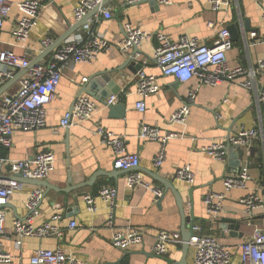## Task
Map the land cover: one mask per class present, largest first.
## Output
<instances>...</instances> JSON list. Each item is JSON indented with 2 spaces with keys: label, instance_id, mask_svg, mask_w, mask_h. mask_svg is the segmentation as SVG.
Returning a JSON list of instances; mask_svg holds the SVG:
<instances>
[{
  "label": "crops",
  "instance_id": "1",
  "mask_svg": "<svg viewBox=\"0 0 264 264\" xmlns=\"http://www.w3.org/2000/svg\"><path fill=\"white\" fill-rule=\"evenodd\" d=\"M10 1L13 3L12 10L1 32L0 46L14 50L31 62L42 57L41 62L48 61L68 39L84 37L89 29L100 32L114 43L91 63L66 65L56 95L47 107L46 126L32 131H17L12 148L2 149L5 155L15 160L32 157L46 149L53 150L56 155L55 169L46 179L51 187L70 189L71 186L91 183L68 193L43 187L44 197L36 223L50 220L57 213L62 214L63 237H26L23 244L18 246L12 235V221L28 216L24 200L31 189L37 187L25 182L23 190L14 194L6 206L8 233L3 239V247L13 256L10 264H32V252L38 247H60L71 257L90 264H178L183 259V244L170 245L168 252L162 256L154 255L151 251L159 230L181 232L182 217L174 194L149 172L173 179L177 170L185 165L191 167L195 180L189 183L176 178L175 186L183 196L186 215L194 216L193 224L199 226L202 233L212 234L228 246L233 253L232 264H238L240 246L252 237L255 227L264 229V213L248 222L239 202L250 192L264 197V141H254L252 155L245 153L239 168L230 165V162H237L236 151H230L227 159L221 161L209 156L204 148L210 143L222 141L241 127H264V99L259 103L254 89L243 88L232 81L209 86L199 85L195 78L182 83L172 76H164L153 57L157 41L149 40L143 42L140 47L142 54L137 55V59L143 61L144 70L157 76L161 89L146 98L147 108L144 112L136 108L141 99L136 93V74L125 67L117 73L116 86H120L121 90L118 94H112L119 97L116 104H124L122 115L111 114L109 107L95 98L100 102V107L92 118L72 123L67 128L61 127L60 121L91 75L123 66L126 52H121L115 43L122 38L126 23L139 26L149 33L163 32L172 39L184 34L195 36L212 45L221 28H229L238 21L248 19L252 30L247 32L241 28L240 37L234 40L227 58L232 67L243 65L250 68L264 58V2L231 0L227 9L217 12L211 8L210 0H173L170 5L158 6H152L144 0L134 4L110 0L105 8L112 12L111 19L103 16L98 18L97 14L92 16L86 25L46 54L47 49H43L41 41L52 36L55 43L69 31L76 22L74 10L81 0H42L45 5L24 47L16 44L12 34L21 16L15 3L21 0ZM210 22L215 23L214 28L209 27ZM252 31L257 33L256 37L251 36ZM132 51L130 49L128 53ZM26 73L25 69L17 70L15 75L0 83V92L4 91L0 95L16 93L20 79ZM257 87L264 96V73L258 76ZM191 88H198V91L187 121L184 124H169L171 116L183 105ZM83 94L88 95L85 92ZM216 114L222 117L218 119ZM143 122L176 133L167 143V157L159 168L153 165V158L160 144L138 138ZM99 126L126 137L127 151L139 155V170L146 181L163 189L162 197H155L152 191L144 187L126 186L127 172L114 168L113 150L104 145L96 133ZM246 160L251 162L252 180L245 189L226 192L223 180L228 175L238 173ZM96 173L101 175L90 181ZM4 176H11L10 168ZM69 178L72 179L71 183ZM104 186H113L118 190L112 224H109L110 211L98 196ZM210 193H225L223 211L216 219L208 214L205 205V197ZM87 194L95 196L98 206L96 212L88 210L84 200ZM227 218L242 221L243 224L234 229V226L224 222ZM70 221H76L77 228L70 229ZM187 227L191 230L192 224L188 223ZM127 228L144 230L146 234L142 245L122 251L111 244V238L115 231ZM186 259L187 264H194L191 248Z\"/></svg>",
  "mask_w": 264,
  "mask_h": 264
},
{
  "label": "built area",
  "instance_id": "2",
  "mask_svg": "<svg viewBox=\"0 0 264 264\" xmlns=\"http://www.w3.org/2000/svg\"><path fill=\"white\" fill-rule=\"evenodd\" d=\"M103 0H81L74 10L76 21L82 20L90 11L101 4ZM141 0H124L129 4L138 3ZM159 5H170L173 0H155ZM264 2V0H260ZM231 0H210L213 11H221L230 6ZM21 16L13 29V37L16 44L24 47L30 36L31 29L37 25L39 14L44 7L42 0H21L15 3ZM12 1L0 0V43L1 32L5 21L12 10ZM98 18L103 16L111 19L110 10L100 8ZM264 18V9H263ZM210 28L215 27L214 22L209 23ZM257 33L251 32L252 37ZM155 40L154 59L164 76H172L177 81L185 83L197 79L199 85L216 86L223 81H232L237 85L254 89L258 102L264 96L257 87L258 76L264 73V58L255 66L247 68L243 65L232 67L227 58L234 41L229 28L223 27L218 31L217 38L212 45H208L201 39L187 34L178 39H172L163 32L149 33L139 26L126 23L123 27L122 38L115 43L126 52L133 48H139L143 42ZM54 43L52 36L45 37L42 41L43 49H48ZM113 42L108 40L98 31L89 29L84 37L68 39L65 44L58 47L48 61L32 65L31 60L17 54L12 49L0 46V83L15 75L17 70H27L20 79L19 89L14 94L0 95V264H10L13 256L5 251L3 239L6 237L7 212L6 206L9 199L23 190L25 184L18 177L31 180H46L55 169L56 155L51 149L36 153L25 159H10L2 152V149H10L13 146V137L17 131H32L40 129L47 124V107L53 101L57 89L61 83L63 69L70 63H91L97 57L110 49ZM136 93L141 97L136 108L144 112L147 108L146 98L160 91L161 86L156 75L148 73L143 67L137 72ZM198 88H191L183 105L171 116L169 124H184L191 114L192 105L196 98ZM118 95H111L106 99L107 106L116 104ZM100 102L90 95H79L73 104L72 111H67L60 121L63 128L72 123H81L92 118L99 110ZM221 118V114H216ZM96 133L101 137L104 145L110 147L114 154V168L127 171L125 184L129 188L144 187L153 192L155 197L163 196V189L153 186L145 180L143 173L138 169L140 157L137 153L127 151L126 137L99 126ZM176 136V133L149 125L145 122L141 125L138 138L146 141H155L160 144L158 153L153 158V165L161 167L167 157V143ZM264 141V127H241L236 132L230 133L225 139L210 143L204 148L205 152L216 160L225 161L231 148H242L249 156L253 153L254 141ZM251 162L241 166L238 173L228 175L223 180L225 191L232 189H245L253 176L250 172ZM8 168L11 176L5 177ZM176 176L178 179L194 182L195 174L189 165L180 167ZM45 189L37 186L31 189L24 200L28 209L26 218H15L12 221V235L16 238L18 246L23 244L26 237H63L61 222L62 214H55L50 220L36 223L40 214V205L44 197ZM110 211L109 224L113 223V216L117 205L118 190L113 186H104L99 195ZM225 193H210L205 197L207 212L214 219L223 211L222 200ZM88 210L96 212L98 206L96 198L92 194L84 196ZM243 206L245 219L250 222L254 216L264 213V197L255 192H250L240 199ZM76 221H70L69 228H77ZM192 236L188 241L189 248L193 250L194 264H232L233 253L228 246L223 245L212 234H204L199 226H192ZM146 232L137 228L119 229L113 233L111 244L127 251L134 246L142 245ZM180 231L159 230L154 237L151 251L159 256L166 254L170 245L183 244ZM30 261L32 264H90L71 257L63 248L48 249L38 247L32 252ZM238 264H264V229L255 227L252 237L240 246Z\"/></svg>",
  "mask_w": 264,
  "mask_h": 264
},
{
  "label": "water",
  "instance_id": "3",
  "mask_svg": "<svg viewBox=\"0 0 264 264\" xmlns=\"http://www.w3.org/2000/svg\"><path fill=\"white\" fill-rule=\"evenodd\" d=\"M110 0H103L101 2L100 5H98L97 7H95L92 11H90L88 13V15H86L82 20L80 21H76L73 25H71L69 31H67V33H65V35H63L58 41H56L52 46H50L47 50H46V54L51 52L54 48H56L62 41H64L66 38H68L71 34H73L76 30H78L79 28H81L82 26L86 25L88 23V20L96 15L97 13H99L100 8H104L106 6V4L109 2ZM124 1V0H123ZM150 3V5L152 6H158V4L156 3L155 0H144ZM126 4H129L127 2H125ZM241 28H244L245 31L250 32L251 29V24L250 21L248 19H245L242 21H238L235 24L231 25L229 27V30L231 32V36L233 41L238 40L240 37V30ZM142 51L139 48H133V51L128 54H126V60L124 61V64L122 67H117V68H113L110 70H104V71H98L96 73H94L93 75H91V77L86 81V83L83 85L82 91L80 92L79 95L83 94L84 92L87 93L88 95L97 98L99 101H101L102 103L106 104V99L109 98L112 94H118L121 90L120 86L117 87V73L121 72L125 67H128L131 72L133 74H137V72L143 67V61L140 59H137V55H141ZM44 57H42L41 59H36L32 62V65H36L37 63L41 62V60ZM4 91H1L0 94H2ZM110 109L111 114H115V116H120L124 113V104H113V105H109L108 106ZM73 109V105L70 108V111H72ZM230 151H236L237 152V162H230V165L232 166H237L238 168L241 165V160H243L244 157V150L242 148H231ZM139 169V167H138ZM127 172V171H126ZM152 177L156 180H158L159 182H161L164 186L166 190H171V192L174 194L180 213H181V217H182V228H181V233H182V238H183V259L182 261H179L178 264H187V259H186V255L189 251V245H188V241L190 240L193 232H192V227L191 230L187 229V224L191 223L192 226L194 225V221L195 218L193 215H191L190 217H188L186 215V209H185V205H184V199L182 194L179 192V190L176 188L175 186V179L177 178V176H175L173 179H167L164 177L159 176L157 173L155 172H149ZM101 175V173H96L91 179L90 181H94L95 178ZM1 177V175H0ZM18 180L25 183H31L33 185L36 186H40V187H47L49 189H53L55 191H64L66 193H68L71 190H75L79 187H82L84 185H91L90 182H86L77 186H71L70 189H58L56 187H51L49 185V183L47 182V180H31V179H23L21 177H18ZM72 182V179L69 178V183ZM164 194V193H163ZM224 222L231 224L232 226H234V229L239 228V226H241L243 224L242 221H238L236 219H224ZM156 255V254H154Z\"/></svg>",
  "mask_w": 264,
  "mask_h": 264
}]
</instances>
